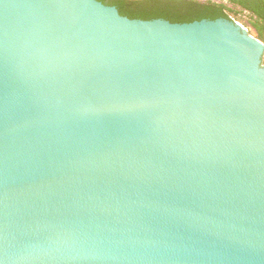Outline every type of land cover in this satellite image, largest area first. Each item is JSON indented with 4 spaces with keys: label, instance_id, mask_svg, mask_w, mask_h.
<instances>
[{
    "label": "water",
    "instance_id": "water-1",
    "mask_svg": "<svg viewBox=\"0 0 264 264\" xmlns=\"http://www.w3.org/2000/svg\"><path fill=\"white\" fill-rule=\"evenodd\" d=\"M263 58L232 19L0 0V264H264Z\"/></svg>",
    "mask_w": 264,
    "mask_h": 264
},
{
    "label": "trees",
    "instance_id": "trees-1",
    "mask_svg": "<svg viewBox=\"0 0 264 264\" xmlns=\"http://www.w3.org/2000/svg\"><path fill=\"white\" fill-rule=\"evenodd\" d=\"M129 19H165L171 23L232 19L254 30L264 43V0H98ZM264 64V58H263Z\"/></svg>",
    "mask_w": 264,
    "mask_h": 264
},
{
    "label": "rangeland",
    "instance_id": "rangeland-1",
    "mask_svg": "<svg viewBox=\"0 0 264 264\" xmlns=\"http://www.w3.org/2000/svg\"><path fill=\"white\" fill-rule=\"evenodd\" d=\"M203 1H206V0H203ZM215 1H222V2H224L225 0H215ZM250 31H253L255 33V35L257 36V34H256V32L254 30H250Z\"/></svg>",
    "mask_w": 264,
    "mask_h": 264
},
{
    "label": "built area",
    "instance_id": "built-area-1",
    "mask_svg": "<svg viewBox=\"0 0 264 264\" xmlns=\"http://www.w3.org/2000/svg\"><path fill=\"white\" fill-rule=\"evenodd\" d=\"M237 22V21H236ZM239 23V22H238ZM239 24H241V23H239ZM242 25V24H241ZM244 26V25H243ZM245 27V26H244Z\"/></svg>",
    "mask_w": 264,
    "mask_h": 264
}]
</instances>
